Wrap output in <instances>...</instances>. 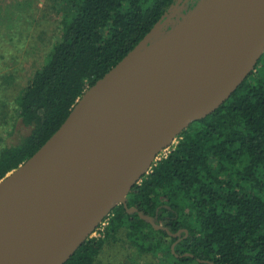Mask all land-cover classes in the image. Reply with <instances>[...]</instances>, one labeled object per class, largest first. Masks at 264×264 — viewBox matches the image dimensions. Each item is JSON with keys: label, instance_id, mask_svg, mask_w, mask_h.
Wrapping results in <instances>:
<instances>
[{"label": "trees", "instance_id": "obj_1", "mask_svg": "<svg viewBox=\"0 0 264 264\" xmlns=\"http://www.w3.org/2000/svg\"><path fill=\"white\" fill-rule=\"evenodd\" d=\"M177 1L55 0L60 38L7 117L0 88V180L48 141L84 91ZM179 7L168 30L192 9ZM16 123L29 134L16 145H1ZM126 205H115L101 236L86 239L64 264H94L123 235L141 256L166 249L169 264H264V53L216 111L177 136L175 147L129 192ZM131 208L136 211L128 213Z\"/></svg>", "mask_w": 264, "mask_h": 264}, {"label": "water", "instance_id": "obj_2", "mask_svg": "<svg viewBox=\"0 0 264 264\" xmlns=\"http://www.w3.org/2000/svg\"><path fill=\"white\" fill-rule=\"evenodd\" d=\"M180 2L0 180V264H64L115 205L127 209L157 155L254 70L264 0H199L168 30Z\"/></svg>", "mask_w": 264, "mask_h": 264}, {"label": "rangeland", "instance_id": "obj_3", "mask_svg": "<svg viewBox=\"0 0 264 264\" xmlns=\"http://www.w3.org/2000/svg\"><path fill=\"white\" fill-rule=\"evenodd\" d=\"M57 9L55 0H0V88H5L6 117L15 97L26 88L60 38L62 26ZM29 132L28 127L16 123L13 134L1 145H16ZM120 238L106 245L94 264H169L166 249L155 257L141 256L124 241V235Z\"/></svg>", "mask_w": 264, "mask_h": 264}, {"label": "built area", "instance_id": "obj_4", "mask_svg": "<svg viewBox=\"0 0 264 264\" xmlns=\"http://www.w3.org/2000/svg\"><path fill=\"white\" fill-rule=\"evenodd\" d=\"M176 140L177 139H175V141L171 145H169L167 148L163 149V151H162V152H164L163 155H160V153L157 155L154 163L152 164V167L156 164L157 161H159L160 159L165 158L167 156V154L175 147V145L177 143ZM171 146H172V149H170ZM169 149H170V151H169ZM151 168L149 169V171L147 172V174L151 171ZM109 215L97 226V228L95 229V231L91 234V236L89 238H92V237H100L101 236V232L103 231L104 227L107 225V218L109 217Z\"/></svg>", "mask_w": 264, "mask_h": 264}, {"label": "flooded vegetation", "instance_id": "obj_5", "mask_svg": "<svg viewBox=\"0 0 264 264\" xmlns=\"http://www.w3.org/2000/svg\"><path fill=\"white\" fill-rule=\"evenodd\" d=\"M187 9L193 8L199 0H181Z\"/></svg>", "mask_w": 264, "mask_h": 264}]
</instances>
